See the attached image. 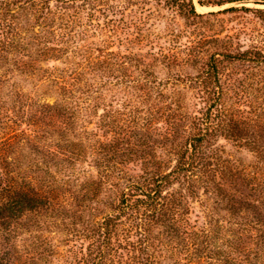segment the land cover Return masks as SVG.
<instances>
[{"label": "trees", "instance_id": "obj_1", "mask_svg": "<svg viewBox=\"0 0 264 264\" xmlns=\"http://www.w3.org/2000/svg\"><path fill=\"white\" fill-rule=\"evenodd\" d=\"M235 12L264 21L0 0V264H264V45L213 29Z\"/></svg>", "mask_w": 264, "mask_h": 264}, {"label": "rangeland", "instance_id": "obj_2", "mask_svg": "<svg viewBox=\"0 0 264 264\" xmlns=\"http://www.w3.org/2000/svg\"><path fill=\"white\" fill-rule=\"evenodd\" d=\"M247 1V2H245ZM196 8L198 12L200 13H208V12H217L220 10H224L226 8H229L231 6H246L249 8H261L264 9V0H241L240 2H235L232 4H227L224 6H202L199 4L198 0H195ZM219 19V22L221 21V24L215 23V27L213 29L222 35H225L227 33H239L241 36V43L246 48L250 46L253 42H257L259 45H264V21L258 17H256V14L253 12H235V13H227V14H219L217 16ZM177 27L178 28H185L186 25H188V31H191L194 26L189 23L187 24L183 19L178 18L177 19ZM191 28V30H189ZM208 30V29H207ZM8 54V53H6ZM14 55V54H13ZM9 54V56H13ZM53 66H57L60 68H66L68 65L64 63L61 60H49L43 63L44 68H51ZM17 80H20V78H17ZM25 85V89L27 91H30L37 82H31L28 80V82H23ZM33 93V89L31 90ZM258 96H261L257 91H252V94L250 97H248V105L251 106V112H254L253 114L256 115L254 120L257 122V120H261V122H264V108L258 109L260 106L259 104H256V101L258 99ZM48 101H53L54 97H47ZM44 97V98H45ZM238 108L242 112L244 110V107H242L240 104H237ZM242 107L243 109L241 110ZM102 112V111H100ZM258 115V116H257ZM264 124V123H263ZM224 144L227 145V150L230 153L235 154L236 156L241 157L245 162L249 163L253 160V155L246 150H238L235 148H232L229 143L222 141Z\"/></svg>", "mask_w": 264, "mask_h": 264}]
</instances>
